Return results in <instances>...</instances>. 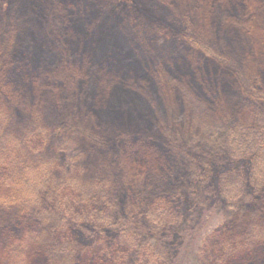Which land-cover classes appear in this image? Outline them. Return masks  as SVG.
<instances>
[{
    "label": "trees",
    "instance_id": "16d2710c",
    "mask_svg": "<svg viewBox=\"0 0 264 264\" xmlns=\"http://www.w3.org/2000/svg\"><path fill=\"white\" fill-rule=\"evenodd\" d=\"M49 2L50 11L38 0L40 26L28 17L19 26L14 17L6 28L0 24V264H81L92 230L157 246L180 235L176 264H264V228L256 220L264 217V139L241 159L231 155L232 135L191 152L174 187L186 186L187 197L201 202L180 231L153 217L156 202L144 215L129 197L117 199L128 184L158 172L167 155L155 144V106L189 121L226 119L230 106L216 88L213 62L264 107V0H155L181 27L173 31L205 57H173L156 70L123 42L121 12L118 22L106 19L113 6L139 9L137 0ZM33 29L46 51L19 48ZM151 117L154 126L144 127ZM242 175L245 189L236 181ZM220 209L241 223L209 242L202 263L194 244L203 230L205 237L213 231ZM81 222L88 229L80 239L74 224Z\"/></svg>",
    "mask_w": 264,
    "mask_h": 264
},
{
    "label": "rangeland",
    "instance_id": "374dc122",
    "mask_svg": "<svg viewBox=\"0 0 264 264\" xmlns=\"http://www.w3.org/2000/svg\"><path fill=\"white\" fill-rule=\"evenodd\" d=\"M44 1L50 11V2L52 1ZM137 1L140 4L139 9L129 5H122L121 9L113 6L109 9L106 19L118 22L121 12L122 19H124L118 30L120 37L133 52L142 55L145 61L152 63L151 68L159 69L173 57L189 53L196 55L197 58H205L195 46L186 42L173 31L172 26L181 27L177 23L174 25V21L168 13L163 8L161 9L155 0ZM125 8L128 9L125 10ZM39 10L41 9L38 0H0L1 27L6 28L9 25L8 18L12 17H14V24L17 26L20 24L18 20L23 17H28L30 22L33 21V24L40 26L41 23L35 19ZM48 11L45 8L44 19L48 15ZM39 39H37L36 30L33 29L27 37L25 34L22 36L19 48L26 53H31L33 50L36 52L46 51L43 42H39ZM209 63L212 64V62ZM212 68L215 70L216 88L224 93L229 102L230 110L226 114V119L219 120L218 123L210 120L199 121L198 119L189 121L181 112L172 115L168 109L165 112L158 111L159 108L155 106L154 117L159 120L160 125L158 130H155V144L163 147L167 155L158 172H154L140 183L128 184L126 193L117 197L119 201L122 200V204L129 197L134 204L138 205L136 212H141L144 215H148L149 211L154 209H150L149 206L156 202L157 215L153 217L165 219L166 224H169V227L175 231H180L190 221L195 220L196 217L191 215V209L197 208L201 202L199 195L190 194L189 198L187 197L188 188L186 186L178 189L174 187L178 177L188 170L191 152L197 153L199 149H202L200 153L207 152L206 149L209 148L211 142L218 140L219 137L232 135L230 138L233 150L231 155L233 158L241 159L264 139V107L259 106L243 92L234 76L218 67L215 62H213ZM261 83L264 93V68L261 70ZM154 88L159 92L157 83L154 84ZM161 118L162 120H160ZM55 119L62 121L60 116H55ZM154 122V118L151 117L144 127L154 126ZM139 125V123H135L134 128ZM107 136L111 137L109 132ZM161 138H164L162 144L159 141ZM97 164L104 167L105 155L102 150L97 151ZM161 166L164 167V170L161 169ZM246 180L245 175L236 179L237 182H242L241 187L244 189L248 187ZM164 205L170 207L166 209L167 213ZM255 206L256 204L252 208ZM116 214H118L117 211ZM111 216H115V214L113 213ZM247 218L249 217H244L245 220ZM115 220L117 221V217L113 221ZM256 220L264 228V217L259 216ZM144 223L146 224V222ZM240 223L237 217L228 219L224 211L219 210V213L211 221L213 226L215 224L213 231L211 230L212 232L205 237L204 233L206 232L203 230L200 239H197L194 244L199 255L200 252L202 253V263L207 257L209 242L218 236L221 237L226 229L235 231ZM74 226L75 235L80 239L83 238L81 233L87 231V224L81 222ZM97 227L100 228L101 225L99 224ZM91 235L93 236L90 243L91 251L83 253L81 264H176L184 248L181 246L178 249V243L182 245L183 242L180 235L158 246L152 239H144L142 236L128 237L123 234L114 238L106 234H98L95 230H92Z\"/></svg>",
    "mask_w": 264,
    "mask_h": 264
}]
</instances>
